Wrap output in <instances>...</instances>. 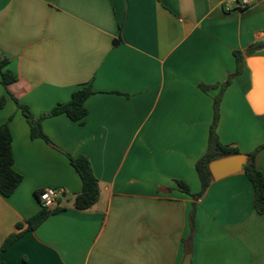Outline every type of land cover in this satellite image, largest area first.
Wrapping results in <instances>:
<instances>
[{"label": "crops", "instance_id": "0c3cea01", "mask_svg": "<svg viewBox=\"0 0 264 264\" xmlns=\"http://www.w3.org/2000/svg\"><path fill=\"white\" fill-rule=\"evenodd\" d=\"M0 0V57L17 81L1 84L0 126L9 123L23 182L0 195V249L16 226L58 192L64 210L0 254L4 264H184L195 211L192 264H264V216L244 170L204 195L196 170L206 155L215 99L226 89L217 134L248 155L264 146V0ZM91 85L84 123L44 119L51 144L31 137L12 95L39 118ZM202 87H204L202 89ZM207 89V90H204ZM10 94V95H9ZM68 155L85 156L100 200L74 208L83 183ZM264 175V149L256 159ZM183 181L192 195L181 192ZM56 206V207H57Z\"/></svg>", "mask_w": 264, "mask_h": 264}, {"label": "trees", "instance_id": "16d2710c", "mask_svg": "<svg viewBox=\"0 0 264 264\" xmlns=\"http://www.w3.org/2000/svg\"><path fill=\"white\" fill-rule=\"evenodd\" d=\"M264 51V41L253 44L247 50V54H255ZM237 70L231 74L221 87L220 94L215 99V114L214 121L210 129L208 151L204 157H202L196 165V170L199 175L202 190L198 195H193L195 199L201 198L204 193L209 189L213 182L209 166L211 163L228 157L241 155L240 151L236 148L223 145L217 134V128L220 121V104L226 89L232 84L234 79L243 72L244 55L241 52L235 53ZM9 60L0 57V71L2 73L1 84L7 88L10 84L16 82L18 79L11 71H4L8 66ZM204 87H202L203 89ZM207 90V89H204ZM94 94L91 85L82 87L74 92L72 99L67 104H60L55 107L51 112L36 118L30 109L22 105L12 95L10 97L16 102L18 107L22 110L25 116L33 139H44L51 144V141L44 134L42 128V122L44 119L56 117L59 115H66L74 122L84 123L85 118L88 115L86 108V101ZM7 103V98L0 100V109L4 108ZM13 136L9 126V123L0 126V195L8 199L16 192L19 186L23 182V177L14 169V152H13ZM264 149V146L258 148L256 151L246 155L248 157V164L244 167V173L249 181L252 183L255 191V209L259 215L264 216V175L258 169L256 159L258 153ZM72 167L76 170L80 176L83 188L82 191L75 197L74 208L77 211H89L100 200L101 189L100 181L94 174L91 162L85 156L73 157L68 155ZM178 189L188 195H192L190 187L183 181L176 182ZM39 202V193L36 194ZM41 204V203H40ZM42 206V205H41ZM63 208L56 207L54 209H46L42 207V210L38 212L27 222V228L22 224L16 226V232L8 236L1 249L0 254L7 251L16 241L21 239L27 232L34 231L39 228L49 217L59 214L63 211ZM195 211L191 216V236L186 242L188 255H191L192 240L194 236L195 228ZM0 264H4L0 261Z\"/></svg>", "mask_w": 264, "mask_h": 264}, {"label": "water", "instance_id": "95a60500", "mask_svg": "<svg viewBox=\"0 0 264 264\" xmlns=\"http://www.w3.org/2000/svg\"><path fill=\"white\" fill-rule=\"evenodd\" d=\"M248 164L246 155H238L233 157L217 160L210 164L209 169L214 180L220 181L230 176L241 173ZM184 264H192V255H187Z\"/></svg>", "mask_w": 264, "mask_h": 264}, {"label": "built area", "instance_id": "2783aa9c", "mask_svg": "<svg viewBox=\"0 0 264 264\" xmlns=\"http://www.w3.org/2000/svg\"><path fill=\"white\" fill-rule=\"evenodd\" d=\"M237 3V7H233L230 4H226L224 9L226 12H232L234 9L242 10L245 7L251 5L252 0H235ZM58 198V192L55 189H45L39 194L40 203L43 208L46 209H54L56 208V200Z\"/></svg>", "mask_w": 264, "mask_h": 264}]
</instances>
